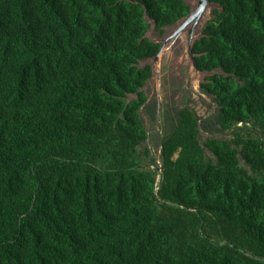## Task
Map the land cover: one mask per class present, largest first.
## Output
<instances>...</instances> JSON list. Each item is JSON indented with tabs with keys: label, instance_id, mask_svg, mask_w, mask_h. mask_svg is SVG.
<instances>
[{
	"label": "trees",
	"instance_id": "obj_1",
	"mask_svg": "<svg viewBox=\"0 0 264 264\" xmlns=\"http://www.w3.org/2000/svg\"><path fill=\"white\" fill-rule=\"evenodd\" d=\"M208 1L191 49L231 137L183 108L157 172L138 61L184 0H0V264H264V0Z\"/></svg>",
	"mask_w": 264,
	"mask_h": 264
},
{
	"label": "rangeland",
	"instance_id": "obj_2",
	"mask_svg": "<svg viewBox=\"0 0 264 264\" xmlns=\"http://www.w3.org/2000/svg\"><path fill=\"white\" fill-rule=\"evenodd\" d=\"M184 2L189 9L195 4L194 0H184ZM213 9H218V5L212 3L206 7L193 38L197 39L200 36L201 28L205 21L212 17ZM146 22L149 26L145 36L159 45L163 44L157 61L153 57L138 61L139 67L148 65L151 69L150 77L141 88L146 100L139 110L147 138L138 149L141 152L144 148L147 149L148 156L141 154L142 164L154 169V164H160L161 139L173 129L181 109H193L197 113L199 117L197 137L201 145L203 141L210 138L229 140L233 129L222 131L217 126L218 105L211 95L199 87L206 76L212 72L195 70L192 66L187 55V30L164 42L174 31V27L168 25L158 31L154 28L152 21L146 18ZM132 98L134 95L128 96V99ZM205 155L213 158L208 149H205ZM151 160H154V164ZM240 163L243 164L241 160Z\"/></svg>",
	"mask_w": 264,
	"mask_h": 264
},
{
	"label": "water",
	"instance_id": "obj_3",
	"mask_svg": "<svg viewBox=\"0 0 264 264\" xmlns=\"http://www.w3.org/2000/svg\"><path fill=\"white\" fill-rule=\"evenodd\" d=\"M196 4L192 6L189 9V12L187 15L182 17L181 19L177 20L173 24L169 25L174 27V31L171 33L170 36L167 37V39L164 40V42L171 40L173 37H177L180 33H182L185 30V27L190 24L188 30H187V55L189 56L192 66L195 68V70H198L194 63V57L192 53V44L196 40V38H193V32L196 30L198 25L201 22V19L203 17L204 11L207 6L211 5L212 3L208 0H195ZM154 25V22H152ZM199 38V37H198ZM163 44L159 45V48L157 50V53L153 56V58L157 61L159 58L160 53L162 52ZM159 81V78H158ZM157 172L160 171V164H155ZM157 187H155L154 191Z\"/></svg>",
	"mask_w": 264,
	"mask_h": 264
}]
</instances>
